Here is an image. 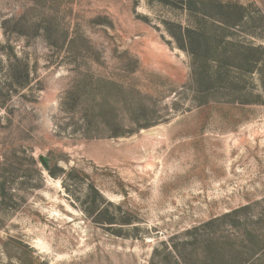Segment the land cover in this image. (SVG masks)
<instances>
[{
	"label": "rangeland",
	"instance_id": "1",
	"mask_svg": "<svg viewBox=\"0 0 264 264\" xmlns=\"http://www.w3.org/2000/svg\"><path fill=\"white\" fill-rule=\"evenodd\" d=\"M169 253L264 264V0H0V264Z\"/></svg>",
	"mask_w": 264,
	"mask_h": 264
},
{
	"label": "trees",
	"instance_id": "2",
	"mask_svg": "<svg viewBox=\"0 0 264 264\" xmlns=\"http://www.w3.org/2000/svg\"><path fill=\"white\" fill-rule=\"evenodd\" d=\"M51 175H53L52 173H51ZM3 190H4V186H3ZM236 214V212L235 213H233V215H235ZM231 216H232V214H228V215H226L225 216V218H231ZM210 246H211V244L209 243V246H208V244H206L205 245V247H204V250L206 251V253L207 252H210ZM230 247H232V250L233 251H237V250H235L236 249V247L234 246V244H230ZM215 250V252L216 253H219L220 252V248L219 247H217L216 249H214ZM169 255H170V257L172 258V260H174L173 259V257H172V255L169 253ZM232 259V262H234L233 264H236L235 262H238L239 260L238 259H236V258H234V257H231ZM240 259V258H239ZM219 260H221L220 262H221V264H224V263H227V261H225L224 259H214V258H211V257H209L207 254H206V257H203V258H200V259H194V261H195V263L194 264H198V263H200V264H218L219 263ZM238 260V261H237ZM197 262V263H196ZM218 262V263H217ZM186 263V262H185ZM150 264H155L154 263V261H152ZM174 264H179V262L178 261H175L174 260ZM184 264V263H183ZM186 264H188V263H186ZM220 264V263H219Z\"/></svg>",
	"mask_w": 264,
	"mask_h": 264
},
{
	"label": "water",
	"instance_id": "3",
	"mask_svg": "<svg viewBox=\"0 0 264 264\" xmlns=\"http://www.w3.org/2000/svg\"><path fill=\"white\" fill-rule=\"evenodd\" d=\"M41 162H42L43 166L45 167V169L48 170L49 165L47 163V160L44 157H41Z\"/></svg>",
	"mask_w": 264,
	"mask_h": 264
}]
</instances>
